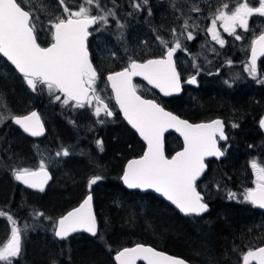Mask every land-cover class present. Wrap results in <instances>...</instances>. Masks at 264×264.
<instances>
[{
  "label": "trees",
  "instance_id": "16d2710c",
  "mask_svg": "<svg viewBox=\"0 0 264 264\" xmlns=\"http://www.w3.org/2000/svg\"><path fill=\"white\" fill-rule=\"evenodd\" d=\"M49 41L50 35L41 32L38 40L41 46L47 45ZM87 46L98 80L103 84L106 73L125 66L116 64L100 70L99 64L109 59L97 55L91 43V35ZM218 55L224 60H230V54L224 51ZM0 60L10 76L9 91L11 87L14 89L10 93L7 89L1 90L11 114L22 115L35 109L46 130L43 138L34 140L20 133L9 120L0 126V166L4 168V172L3 168L0 171V182H3L0 187V210L13 215L15 220L27 216L29 210L43 212L45 217L51 219L77 205L85 194L92 195L97 235L89 237L76 233L63 241H57L52 234L53 228H49L46 234H41L45 237L43 241L39 231H35L30 234V240L38 245L40 255L46 257L45 252H58L62 258L68 259L65 264H114L111 259L113 245L120 248L141 243L188 263L238 264V257H233L235 261H231L233 249H241L244 253L264 243V213L247 202L238 203L221 196L207 203V213L191 217L179 215L163 200L150 193L125 190L119 181L122 166L126 160L139 156L143 146L116 116L117 113L113 117L116 119L115 127L103 125L89 132L84 128L87 124L82 123L81 119L77 120V112H67L69 109L66 105L61 108L57 104H63L62 96L61 100L51 103L49 93L43 95L41 87L36 91L30 90L22 84L24 78L17 75L1 57ZM214 60L215 57L207 63L212 65L209 70H213ZM233 60L232 57L229 68L222 63L225 76H221V79L208 78L207 85L203 83V87L198 88L190 99L186 94H180L163 101L155 98L152 92L141 94L189 122L220 118L226 131L230 130L225 154L218 161H206V171L197 181V190L201 194L205 190L214 193L215 190L227 187L232 191L235 186L248 185L253 177L249 164L250 148L257 145L259 148L264 147V134L257 126L264 111V58L257 63V79L262 81L255 83L240 72L236 73L239 80L232 81V73L237 72ZM206 65L203 66L208 68ZM233 124L238 127H233ZM97 140L103 142V150L98 147ZM54 146L59 149L68 148L70 154L59 157L53 168H46L51 181L43 192L23 188L14 179H9L7 175H10L12 168L24 166L33 169L34 166L27 165L25 161L43 153L51 156ZM179 147L180 142L175 136H164L166 156ZM261 152L264 156V149ZM95 175H101L103 179L89 188L88 181ZM201 231L209 239L202 241V249L197 245V233ZM6 232L5 218L0 217V242ZM102 240L107 243H102ZM251 243H256V246L250 248ZM34 246L25 257L28 264L34 263L31 260V255L34 256L36 251ZM51 262L46 259L34 264Z\"/></svg>",
  "mask_w": 264,
  "mask_h": 264
},
{
  "label": "snow or ice",
  "instance_id": "6c2138e0",
  "mask_svg": "<svg viewBox=\"0 0 264 264\" xmlns=\"http://www.w3.org/2000/svg\"><path fill=\"white\" fill-rule=\"evenodd\" d=\"M147 4L148 0H133L131 6L140 11ZM58 6L63 7L62 13L49 19L45 25L32 7L31 0H0V54L15 66L33 91L38 87L46 88L50 95L62 94L64 105L74 101L73 107L83 108L87 105L94 107L97 117L101 113L112 117L113 111L101 98L96 87L99 77L89 58L87 40L92 34L89 31L92 26L107 25L109 17L116 18L115 8L103 6L101 0H82L75 11L70 9L66 0H58ZM93 7L96 14H93ZM191 10L201 11L199 7ZM148 14L151 15L150 8ZM254 14L264 17V0H258V6H250L249 0H245L231 9L228 3H223L209 17L211 27L207 28V32L223 46L225 41L216 30L219 21L224 32L235 36L236 40H241L242 37L236 34V29L239 27L248 31L249 18ZM117 26L123 27L119 21ZM195 27L198 25H190L186 19L180 35L187 33L184 38L192 40L194 36L189 28ZM41 32L50 35L51 42L48 46H41L38 42ZM172 35L177 36L175 28L172 29ZM156 39L166 49L161 57L143 62L130 58L128 66L107 76L116 104L124 118L147 144L142 156L128 161L121 179L129 189H154L181 212L200 215L208 210V204L197 190V180L206 169L205 157L223 156L226 149H221L219 141H226L228 137L220 119L207 123H189L166 111L155 100L144 99L137 94V88L132 83V78L136 76H142L148 84L158 88L164 95L181 91V78L173 62L174 54L182 48L180 39L176 38L172 46L160 36ZM258 56H264V31L252 40L251 59L245 66V71L253 78L257 74ZM186 83L196 84V76L190 77ZM55 98L61 100V95H56ZM0 108L7 110L2 101ZM6 119H12L32 136H39L43 132V125L36 112L24 116L9 113L6 116L4 111H0V123ZM98 122L104 123L103 120ZM259 125L264 128V117L260 119ZM232 126L238 127L237 124ZM169 128L175 129L183 137V150L176 152L170 159L165 155L162 140L163 134ZM96 143L103 150V142L97 140ZM69 154L68 148L56 152L58 157ZM250 167L255 176V187L244 191L243 200L264 209V165L253 159ZM11 171L15 180L41 192L50 179L44 160L40 161L35 170L20 167L12 168ZM102 179L101 175L93 176L88 181V187L91 188ZM228 195L229 198L236 197L234 192H229ZM91 202L92 195L89 193L78 207L55 221V237L63 240L81 229L96 236L97 222ZM36 215L44 216V213L38 212ZM0 217H6L12 224L9 238L0 246V262L13 264L14 258L21 254L22 235L28 226L25 225L23 229L18 227L13 215L3 210H0ZM114 259L116 264H136L138 260H143L146 264H186L182 258L142 244L123 248L116 253ZM253 260L257 264H264V247L249 249L243 255L244 264H250Z\"/></svg>",
  "mask_w": 264,
  "mask_h": 264
},
{
  "label": "rangeland",
  "instance_id": "374dc122",
  "mask_svg": "<svg viewBox=\"0 0 264 264\" xmlns=\"http://www.w3.org/2000/svg\"><path fill=\"white\" fill-rule=\"evenodd\" d=\"M149 1L150 0H148L147 5L142 6V10L137 11L131 6L133 3V0H101V4L103 6H106L107 8H113V7L115 8L116 18L114 19L112 17H109L107 25H96V26L94 25L95 27H93V29H91V31H90L92 33L91 34V43H92L93 48L97 51V55H101L100 57L105 58V59L106 58L109 59L108 61H104L102 64L101 63L99 64V62H98L99 66H100V70H103L102 69L103 67H104V69H106V67L110 68L116 64L126 65V63H128L130 61V58H132V59L136 58V59H138V61H142L143 59H147L151 56L158 55L162 51L166 50L164 47H160L162 45L156 39V37L160 36L165 40L168 39V32H169L168 29L169 28H167V26L165 25L161 16L164 14V8L166 10L168 8L172 12V6L170 5L169 2H167V0H165L163 2H162V0H157V2L153 1L150 5H149ZM214 1H216V0H214ZM214 1H212V2H214ZM81 2H82V0H66V3L70 7V9L73 11L78 10V6L80 5ZM117 2H121V4L118 5ZM136 2H140V0H136ZM172 2H173V4H172L173 5V24H174V28L177 30V36L175 37V39H176V38L180 37V33L183 31L182 26L184 24V21L186 19L189 20V19H192L193 17H196L195 12L191 10L193 7H196V3L192 2V0H172ZM242 2H244V0H218L216 5H210V2H206L205 3L206 6L202 7V11L207 12L209 14L208 16H210L211 14L215 13L217 8L222 7L223 3H228L229 8L231 9V8H234L236 6V4L242 3ZM31 4H32V7L35 9L36 14L39 16V19L45 25H47L49 19H52L55 16L60 15L63 11V7L58 6V0H31ZM207 4H209V5H207ZM149 8L151 9V15L148 14ZM143 10L146 11V15L143 18L144 23L139 20L141 11H143ZM154 10H156V12ZM93 14H96V9L94 7H93ZM262 18H264V17H262ZM117 21H119V24L122 25L123 27H118ZM96 29H99V30H96ZM185 34L187 35V33H185ZM170 35H172V32H170ZM183 49H184V47H182L180 50L183 51ZM212 49H214V48L213 47H198V51H199L198 55L203 54V53L205 55H207V54H209V52L212 51ZM205 55L203 56L204 61L198 63L197 66L195 65V61H194V65L197 67L198 70H199V67H198L199 65L203 66L209 62V60H208V62L206 61L207 58ZM182 58H183V61H185L189 57L183 55V57L181 56V59ZM226 66H228V65H226ZM245 66L246 65H244V66L241 65V67L239 66V68L236 69L237 73L238 72L241 73L240 70L244 71L246 74H243V75L245 77H248L251 81H253V83H255V81H257V82L262 81V79H260V80L257 79V78H259L258 73L256 74L255 78H253V76L249 75V73L247 71H245ZM223 74L225 75V73H223ZM8 75L9 74H7L5 66H3L2 61L0 60V101H2L7 106L6 111L3 108H0V111H4V114L6 116L9 115V113H11V110L8 107V104L5 100V96L2 94L1 90L7 89L8 93L12 92V89H13L12 87L9 91V82L11 83V80H10V76H8ZM236 76H237V74L234 71L231 75L232 81L236 82L239 80V76L238 77H236ZM227 77H229V75H227ZM21 82H22V84L27 86L30 90H32L27 85V83L24 79H22ZM217 82H218L217 86L219 87L220 83H219V81H217ZM134 85L136 86L137 93L139 95H141L145 92H151V90H149V88H147L141 82L134 81ZM96 87H97L99 94L101 95V98L104 100L105 103L109 104L110 109L113 111V113H115V109L113 110L114 107H113V104L111 102L110 94L107 91L106 85L103 84L100 80H98ZM41 91L43 92V95L48 94V91L46 88H42ZM55 96L56 95H51V97H50L51 103H54L55 101H57ZM191 97H193V95ZM187 98L190 99V97H187ZM40 103L42 104V101ZM57 104H59V106L61 108H64L67 106L69 109V110H67V112L74 113V114H76V112H77L79 114L78 115L79 119H77V120L81 119L82 123L85 122L87 125L84 128L89 132H91L92 130L101 128L103 125H105V127H115L116 126V119H114V118H107L103 113H101L100 117H97L94 114V107H89L87 105L83 108L73 107L72 105H74V104L71 102H69V105H66V106L63 104H60V103H57ZM11 115H13V114H11ZM52 116H53V113H52ZM57 118H59V116ZM60 118H62V117L60 116ZM8 120H10V119H6L2 123H0V126L7 123ZM98 120H103L104 123L101 124L98 122ZM7 128H9V126H7ZM229 131L230 130L226 131L227 135L229 134ZM221 149L222 150L226 149V146L221 147ZM261 149H264V147L260 146V148H259V145L250 148L251 155H250V159H249V164H250V161H252L253 159H256L258 162H260L262 165H264V156L261 152ZM8 150H10V149H8ZM60 150L61 149L54 146L53 154H50L51 156H47L45 153H43V154H40L38 156H33V158H31L29 161L26 160L25 163L29 166H34L32 169V170H34V169H37L39 167L40 161L44 160V162L46 164V168H50V167L53 168L54 164L56 162H58L59 157H63V155H61L59 157L56 156V152L60 151ZM0 151H1V149H0ZM20 167L17 166L16 168H20ZM2 168L3 167L0 166V171L2 170ZM252 171L253 170L251 169V172ZM2 172H4V168H3ZM7 176L9 177V179H14V177L12 175V171H11L10 175H7ZM253 181H254V179H252V177H251L250 183H248L249 186L248 185L235 186V190H232V191H230L227 187H222L219 190H215L214 193L205 190L202 193V195L204 197V201L206 203H208L209 201H213L215 198L222 196L226 200H232V201H235L238 203H240V202L249 203L248 201L243 200L242 194L244 193V191L247 188L253 187V184H254ZM2 183L3 182H0V187H1ZM229 192L236 193V197L235 198H229V195H228ZM36 213H38V212H34L32 210H29V213L27 216H23L19 220H16L18 227H21L22 229L24 228L25 225H27L28 227L26 230H24L23 235H22V251H21V254L19 257L14 258V259H18V261H21V262L13 261V264H17V263L28 264L26 262L25 257H26L28 252L31 253L30 250L35 245V242L30 240V234L34 233L35 231H39L40 239H42L44 241L45 237L42 236L41 234H44V233L46 234V231L49 228H51V229L53 228V224L55 222L56 217L51 218V219H46L45 216H37ZM4 218H5V222H6L7 232H6V236L1 240L0 246H2L7 241V239L9 238L11 227H12L11 222L6 217H4ZM197 235H198L197 245H199V248L202 249L204 247L202 241L209 240L207 238L208 235H206L205 233H202V231L197 233ZM128 240H130V238ZM126 241L127 240H125L124 242H126ZM101 242L104 244L107 243L103 240ZM254 246H256V243H251L250 248H252ZM34 247H35L34 249L36 250L35 254H34V256L31 255L32 259L30 257V259L34 263H38L42 260L49 259V261L52 260V262L50 264H53V261H55V264H65L66 261L68 260V259L62 258V254L60 255L58 252H56V254H54L53 252H45L44 255L46 257H43L42 255L39 254L40 249L38 248V245L36 244ZM109 247L110 246L108 243L107 248H109ZM117 249H118V246L113 245V247H111L112 252L116 251ZM233 250L234 251H232L231 258L238 257L237 263L239 264L240 258L243 254L242 250L241 249H233ZM233 254H234V256H233ZM202 256L203 255H201L200 258ZM50 258H54V259H50ZM203 258H205V256H203ZM223 259H227V257H224ZM233 260L235 261L234 258L231 259V261H233ZM34 263H30V264H34ZM0 264H3V262H0Z\"/></svg>",
  "mask_w": 264,
  "mask_h": 264
},
{
  "label": "flooded vegetation",
  "instance_id": "af4514ba",
  "mask_svg": "<svg viewBox=\"0 0 264 264\" xmlns=\"http://www.w3.org/2000/svg\"><path fill=\"white\" fill-rule=\"evenodd\" d=\"M157 0H150L149 5ZM165 0H162V2ZM214 1V0H212ZM211 0H192V2L196 3V7L200 8V12H195L196 17H193L192 19H189L188 22L190 25L195 24L198 25V27L195 28H189V31L193 32L194 38L192 40H186L184 37H186V34L184 33L183 36L180 35L179 39L182 44V47H184L183 51L178 49L176 53L173 56L174 64L176 67V71L180 75L181 78V93L180 94H186L187 97H191L192 94L195 95L198 91V88L206 86V82L208 78L210 77H216L217 79H221V76H225L223 74V66L222 63L229 68V64H231L232 57L234 58V62H232L233 65L236 66V69L241 67V65H247L248 62V53H249V47H251V42L255 37L261 34L262 31H264V18L260 17L258 14H254L252 17L249 18V30L245 31L242 28L237 27L236 29V34L240 35L242 37L241 40H236L235 36L229 35L228 33L224 32L223 28L220 27V22L217 23V32L220 34V37L225 41L224 45L221 46L216 40L212 39V34L207 32V28L211 27V20L209 14L207 12L202 11V7L206 6V2H210V5H216L218 0L212 2ZM167 2L170 3L172 6V12L167 8V10L164 8V14L161 16L162 20L164 21L165 25L167 28H169L168 32V39L167 41L170 42L169 46H172V42L174 41L175 37L173 35H170V32H172V29L174 28L173 24V2L172 0H167ZM245 2V0H244ZM250 6H258V0H249ZM191 3V2H190ZM209 5V4H207ZM156 12V10H154ZM146 15V11L143 10L141 11L139 20L144 23L143 18ZM155 15V14H154ZM260 17V18H259ZM51 41V40H50ZM49 41V43H50ZM45 46V45H44ZM163 47V46H160ZM198 47H213L211 52L209 54L205 55L199 54ZM166 51V50H164ZM162 51L158 55L151 56V57H160L164 53ZM225 52V54H230V60L226 58L225 60L223 58H220L218 55L219 52ZM183 55L188 56L185 61H183V58L181 59V56ZM206 56L207 62L208 60L215 57V60L213 61V70L211 69L212 65L211 63L205 64L208 66L206 68L205 66L199 65V70L197 69L198 63L204 61L203 56ZM90 56V55H89ZM150 58V57H149ZM264 58V56H261L257 59V63ZM144 60V59H143ZM195 61V65H194ZM92 62V61H91ZM193 62V63H192ZM94 66V65H93ZM227 70V69H225ZM242 74H246L244 71L240 70ZM226 72V71H225ZM224 72V73H225ZM198 73V74H197ZM237 73V72H236ZM199 77H198V76ZM196 76V84H188L186 81L192 77ZM23 78V77H22ZM153 93V96L159 100H165L170 99L172 97H167L163 98L158 96L154 91H151ZM179 94V95H180ZM75 104V103H73ZM114 110V108H113ZM115 110V114H116ZM115 114L112 117H107V118H113L115 117ZM117 116V114H116ZM225 127V126H224ZM45 128V127H44ZM46 132V130H45ZM225 134L227 135L226 129H225ZM228 137V135H227ZM228 139L221 143L219 142L220 147L227 146ZM252 179H255V176L253 175ZM253 187L255 185L253 184ZM263 213V212H262ZM13 261L21 262L18 261V259H14ZM19 264V263H17Z\"/></svg>",
  "mask_w": 264,
  "mask_h": 264
},
{
  "label": "water",
  "instance_id": "95a60500",
  "mask_svg": "<svg viewBox=\"0 0 264 264\" xmlns=\"http://www.w3.org/2000/svg\"><path fill=\"white\" fill-rule=\"evenodd\" d=\"M93 27H94V26H92V27L89 29V31H90ZM88 38H89V37H88ZM255 38H256V37H255ZM50 42H51V41H50ZM49 44H50V43H48V44L45 45V46H48ZM164 52H165V51H164ZM163 54H164V53H163ZM163 54H162V55H163ZM0 57L3 59V61H5V63H7V64L13 69V71H14L17 75L23 77V76H22V75H21V74L15 69V66L12 65L10 61H7V58H6V57H3L2 54H0ZM160 57H161V56H160ZM259 57H261V56H258V58H259ZM89 58H90V56H89ZM152 58H159V57H152ZM258 58H257V59H258ZM147 59H151V58H147ZM250 59H251V47H249L248 62L250 61ZM145 60H146V59H145ZM143 61H144V60H143ZM143 61H138V62H143ZM173 62H174V60H173ZM129 63H130V61L125 65V67L128 66ZM123 68H124V67H122V68H120V69H118V70H115V71H112V72H108V73H106V74L104 75V82H105L106 87H107V89H108V91H109L110 98H111V102H112V104H113V106H114V108H115V110H116V112H117V115L119 116V118L121 119V121L126 125V127H127V128H128V129H129V130H130L135 136H136V138L138 139V141L142 144L143 149H142V152H141V154H140L139 156L134 157V158H130V159H128V160H126V161L124 162V164H123V166H122L121 173H120V175H119V181H120L122 187H123L125 190H128V191H132V190H133V191H137V192H139V193H150V194L154 195L155 197H157V198L163 200L168 206H170L173 210H175L179 215H182V216L199 217V216H201V215L207 213L208 210H209V207H208V210H207L206 212H204V213H202V214H200V215H196V214H185V213L181 212V211H180V210H179L174 204H172L170 201H168L165 197H163L160 193L155 192L154 189H129V188L123 183V181H122V179H121V176L123 175V171H124V169H125V167H126L128 161L131 160V159H137V158H139L140 156L143 155L144 151H146V149H147V144H146V142L143 140L142 137H140L139 133H138L135 129H133V128L131 127L130 124H128L127 120L124 118L123 113H122V112L120 111V109H119V105L116 104V101H115L114 94H113V92H112V89H111L110 83L107 81V76H108L109 74L114 73V72L121 71ZM134 81L141 82V83L144 84L147 88H149L150 90L154 91L156 94H158V96L163 97V98H167V97H176V96H178V95L181 93V91H180V92H178V93H173V94H171V95H164V93H162L158 88H155L153 85L148 84V82H147L142 76H136V77H133V78H132V83H133V84H134ZM181 85H182V84H181ZM58 94L62 96V94H60V93H58ZM137 94H138V93H137ZM138 95H139V94H138ZM141 97H142V96H141ZM142 98H144V99H149V98H145V97H142ZM70 102L75 103L74 101H70ZM165 110H166V109H165ZM166 111H168V110H166ZM31 112H36V113H37V115H38V117H39V119H40V123L43 125V132H42V134L39 135V136H32L30 133L25 132L24 129H23L20 125L15 124L14 121H13L12 119H10V122H11L12 126L15 127V128H16L19 132H21L24 136H26V137H28V138H30V139H34V140H36V139H41V138H43V137L45 136L46 132H45L44 124H43V122H42V120H41V118H40V115L38 114V112H37L35 109H32V110L26 112L25 114H22V115H15V116L29 115ZM174 115H175V114H174ZM176 116H177V115H176ZM262 117H264V111H263V113L261 114V116H260V118H259V120H258V122H257V126H258L259 131H260L262 134H264V128H261L260 125H259V121H260V119H261ZM179 118H180V117H179ZM180 119H182V118H180ZM215 119H220V118H213V119H210V120L199 121V122H189V121H188V122H189V123H194V124H195V123H207V122H210V121L215 120ZM182 120H185V119H182ZM220 120H221V119H220ZM224 132H225V127H224ZM167 134H171V135L175 136V137L179 140V142H180V147H179L176 151L172 152L170 155L166 156V157H168V158L170 159L173 155H175L176 152H178V151H182V150H183V137L180 135L179 132L175 131V129H173V128H169V129H168L167 131H165V133L163 134V138H162V140H163V147H164V136L167 135ZM219 142L223 143V142H225V141H219ZM221 157H222V156H221ZM221 157H219V158H217V157H215V156L205 157V164H206V161H208V160H215V161H218ZM46 170H47V169H46ZM205 171H206V169H205ZM205 171L202 173V175L205 173ZM47 172H48V170H47ZM48 174H49V176H50V179L47 181V183L45 184L44 188H45V187L50 183V181H51V175H50L49 172H48ZM202 175H201V176H202ZM201 176L198 178V180L201 178ZM198 180H197V181H198ZM16 182H17L20 186H22L23 188L30 189V190H35V191H39L38 189L28 187V186L25 185L24 183H21V182H19V181H17V180H16ZM88 195H89V193L85 194L84 197L79 201V203H78L77 205H75L74 207H72V208L68 209L67 211H65L62 215H60L59 217H57L55 221H57L61 216L67 214V212H69V211H71L72 209L78 207ZM201 195H202V194H201ZM202 196H203V195H202ZM204 202H205V201H204ZM91 203H92V202H91ZM249 203H250V202H249ZM250 204H251V203H250ZM251 205H252L253 208H255L256 210H258V211L264 213V209L259 208L258 206H254L253 204H251ZM92 210H93V208H92ZM75 233H83V234H86V235H88V236H90V237H94L93 235H91L90 233H88V232H86V231H84V230H82V229H81L80 231H77V232H74V233L70 234L69 236H71V235H73V234H75ZM69 236H68V237H69ZM53 237H54V239L57 240V241H62V239H59V238L55 237L54 232H53ZM63 240H64V239H63ZM137 244H141V243H134V244H132V245H130V246H125V247H135ZM142 245H144V244H142ZM144 246L150 247V246H148V245H144ZM125 247H121V248H119L118 250H116V251L112 254L111 257H112V261H113L114 264H116V261H115V259H114L116 253H117L118 251L122 250V249L125 248ZM259 247H264V243L261 244V245H259V246H256V247L252 248L251 250H255V249L259 248ZM156 250H157V249H156ZM157 251H159V250H157ZM246 252H247V251H245V252L242 254V256H241V258H240V262H239V264H244V262H243V255H244ZM165 254H166V253H165ZM167 255H168V254H167ZM170 256H171V255H170ZM177 258H178V257H177ZM136 264H146V262L143 261V260H138V261L136 262ZM186 264H196V263H188V262H186ZM250 264H257V262L253 260V261L250 262Z\"/></svg>",
  "mask_w": 264,
  "mask_h": 264
},
{
  "label": "bare ground",
  "instance_id": "6f19581e",
  "mask_svg": "<svg viewBox=\"0 0 264 264\" xmlns=\"http://www.w3.org/2000/svg\"><path fill=\"white\" fill-rule=\"evenodd\" d=\"M45 127V126H44Z\"/></svg>",
  "mask_w": 264,
  "mask_h": 264
}]
</instances>
